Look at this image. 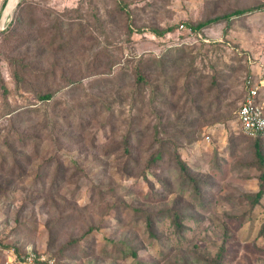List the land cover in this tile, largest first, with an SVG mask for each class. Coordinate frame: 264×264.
Masks as SVG:
<instances>
[{
  "label": "rangeland",
  "instance_id": "374dc122",
  "mask_svg": "<svg viewBox=\"0 0 264 264\" xmlns=\"http://www.w3.org/2000/svg\"><path fill=\"white\" fill-rule=\"evenodd\" d=\"M36 1L58 15L84 14L91 26L98 11L112 22L106 10L117 16V4L125 3L131 43H114L121 37L109 33L104 48L123 44L118 56L130 71L129 62L144 57L160 65L158 72L164 68L162 76L149 72L143 89L89 91L86 98L60 93L44 103L16 87L12 54L0 39V127L7 129L0 157L17 176H30L0 202V264H17L29 252L53 264H264V196L254 201L264 183V138L256 147L238 123L248 89L264 82V10L195 28L264 0ZM119 83L126 84L122 76ZM98 101L114 114L89 130L96 112L79 107ZM48 123L53 135L28 148L12 130L29 136ZM82 130L92 135L86 142ZM65 136L84 143L61 149L58 137L64 144ZM156 155L162 160L153 163ZM50 160L68 169L58 192L51 188L55 168L43 192Z\"/></svg>",
  "mask_w": 264,
  "mask_h": 264
},
{
  "label": "trees",
  "instance_id": "16d2710c",
  "mask_svg": "<svg viewBox=\"0 0 264 264\" xmlns=\"http://www.w3.org/2000/svg\"><path fill=\"white\" fill-rule=\"evenodd\" d=\"M6 1L4 0L3 2V8ZM96 3L101 4L103 1L96 0ZM125 5L121 1L117 4V16L114 17L111 16L108 9L106 10V18H112V22L105 21V17L100 11H98L96 17L91 15L93 19L89 20L94 23V26H91L84 14L72 16L77 11H66L58 15L52 8L42 6L36 0H24L16 12L12 25L0 37V39L6 38V49L12 54V56L7 57L16 87L32 93L39 101L47 103L54 100L60 93L70 94L74 97L81 95L86 98L89 96V91L103 92L111 89L118 92L123 87L143 89L150 84L148 81L149 72L156 71L158 76H162L164 67L162 66L161 71L158 72L160 65L148 58H134L130 61L129 63L133 64L130 66L132 68L131 71L125 62H121L122 60L118 55H122L125 44L131 43V36L134 33L132 26L127 22L130 14L127 5ZM257 10H264V4H259L251 10H235L233 13L224 14L219 18L199 23L195 28L202 30L214 23H229L235 16H242ZM111 27L115 29L109 31L108 28ZM120 30L121 32L118 33ZM167 32L168 30L158 33L160 36H164ZM109 33H117L121 38L115 39L113 42L119 41L121 43L122 41L124 45L116 47L115 49L117 50L104 48V39L109 40ZM107 45L110 46L112 44L108 43ZM121 76L122 80L126 82L125 86L119 83ZM9 95V90L3 85L2 96L7 99ZM128 99L126 97L122 102L128 101ZM79 108L82 110L94 109L96 112L95 116L91 118L90 124H87L89 130L92 129L95 121L104 119L109 111L112 112V117L114 114L113 110L107 108L105 102L100 101L93 103L91 106L82 104ZM8 115L13 117V113ZM238 123L244 135L239 118ZM50 125L51 123H48L47 126L44 125L41 129L35 128L34 134L29 136L19 135L22 133L21 129L12 128V130L16 137L19 136L17 137L18 141L23 142L25 140V148H28V143H33L37 140L42 142L43 139L41 137L44 136V139L48 140L53 135V132L48 130ZM6 130L0 127V139L3 140L2 142L6 140V138H3V133ZM82 131L85 132L86 138L84 142H86L92 135L87 134L85 130ZM131 137L129 136L126 142H129L132 139ZM63 138L66 143L61 144L60 137H58L57 142V145H61V149L84 143L74 136H65ZM246 138L255 140V145L259 148L260 140L264 136ZM126 151H130L129 146ZM258 154L261 157V154ZM160 160H162L161 155H156L152 159L153 163ZM178 163L182 174L186 176V165L180 160ZM8 168L9 160L0 157V202L8 195L10 187L27 181L30 177L28 171L17 176L15 169L9 170ZM54 168L55 174L51 188L58 192L67 183V167H65L64 163L55 164L54 160H50L47 162L43 172V177L45 178V182L42 183L43 192H46V181L54 171ZM199 193V190L195 191L196 195H200ZM263 196L264 183L261 184L260 191L254 195L255 203L258 204ZM146 223L150 228L154 226L151 216H149ZM174 225L176 232L181 233V224L175 221ZM213 263L211 260H206V264Z\"/></svg>",
  "mask_w": 264,
  "mask_h": 264
},
{
  "label": "built area",
  "instance_id": "2783aa9c",
  "mask_svg": "<svg viewBox=\"0 0 264 264\" xmlns=\"http://www.w3.org/2000/svg\"><path fill=\"white\" fill-rule=\"evenodd\" d=\"M185 26L181 25L180 30ZM239 121L242 124L243 133L246 137L256 138L264 136V82L248 89L246 97L238 112ZM17 264H53L45 255L29 252L14 259Z\"/></svg>",
  "mask_w": 264,
  "mask_h": 264
},
{
  "label": "water",
  "instance_id": "95a60500",
  "mask_svg": "<svg viewBox=\"0 0 264 264\" xmlns=\"http://www.w3.org/2000/svg\"><path fill=\"white\" fill-rule=\"evenodd\" d=\"M24 0H7L0 13V37L12 25L16 12Z\"/></svg>",
  "mask_w": 264,
  "mask_h": 264
}]
</instances>
